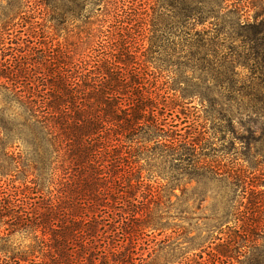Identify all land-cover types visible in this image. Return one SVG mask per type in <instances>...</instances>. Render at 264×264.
<instances>
[{"label": "trees", "instance_id": "obj_1", "mask_svg": "<svg viewBox=\"0 0 264 264\" xmlns=\"http://www.w3.org/2000/svg\"><path fill=\"white\" fill-rule=\"evenodd\" d=\"M215 2L0 0V151L19 143L23 176L0 190V239L30 240L12 264H264V221L240 200L264 182L188 106L224 46ZM100 3L109 25L86 19L81 42L37 27ZM25 15L31 50L5 47Z\"/></svg>", "mask_w": 264, "mask_h": 264}, {"label": "rangeland", "instance_id": "obj_2", "mask_svg": "<svg viewBox=\"0 0 264 264\" xmlns=\"http://www.w3.org/2000/svg\"><path fill=\"white\" fill-rule=\"evenodd\" d=\"M147 6H156L157 0H145ZM215 5L221 6V23L219 26L220 39L224 46L220 49L218 63L215 69L206 71L194 68L190 81L189 90L200 92L207 101L202 103L199 96L189 98L188 106L193 113L196 122L205 124L217 139L225 151L235 150L240 157L249 159L250 163L240 159L243 167L250 164L252 183L264 182V0H215ZM149 4V5H148ZM102 3L88 6L89 13L79 20L70 18L59 21L57 29L44 14L36 17L38 29L46 34L56 33L55 42H64L66 39L81 42L85 37L87 25L84 21H93V28H105L109 25L106 16L103 15ZM27 13V12H26ZM29 18L18 17L9 28L5 40V47L9 49L21 46L31 50L28 36L31 31ZM1 29V24H0ZM201 77L203 79H199ZM210 119L205 120V116ZM211 127V128H210ZM15 143L4 152L0 151V190L9 188L14 184L23 182L22 174L16 169L12 160V153L19 149ZM154 186L164 184V181H151ZM256 191L264 190V186H258ZM179 192V190H177ZM242 193V192H241ZM240 200L241 210L257 220L264 221V201L255 202L264 197V193L249 190L244 192ZM256 197V198H255ZM261 204L260 206H258ZM210 205L208 199L203 206ZM198 215H208L198 212ZM4 227L0 228V236L3 235ZM169 231L167 234H170ZM164 236H161L163 238ZM261 243V241H259ZM30 240L22 234H14L10 238L0 239V264H12L11 256L14 253L28 248ZM14 252V253H13ZM207 258V255H204ZM8 262V263H7Z\"/></svg>", "mask_w": 264, "mask_h": 264}]
</instances>
